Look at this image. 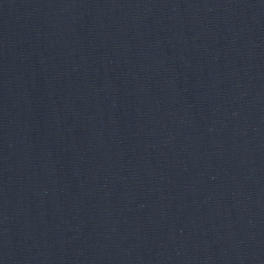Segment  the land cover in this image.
<instances>
[{
    "label": "water",
    "instance_id": "water-1",
    "mask_svg": "<svg viewBox=\"0 0 264 264\" xmlns=\"http://www.w3.org/2000/svg\"><path fill=\"white\" fill-rule=\"evenodd\" d=\"M0 264H264V0H0Z\"/></svg>",
    "mask_w": 264,
    "mask_h": 264
}]
</instances>
